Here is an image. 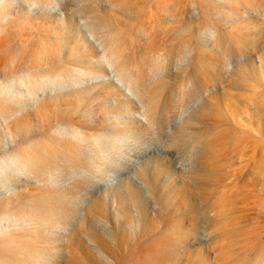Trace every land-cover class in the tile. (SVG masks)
<instances>
[{"label": "rangeland", "instance_id": "obj_1", "mask_svg": "<svg viewBox=\"0 0 264 264\" xmlns=\"http://www.w3.org/2000/svg\"><path fill=\"white\" fill-rule=\"evenodd\" d=\"M100 1L60 0L45 15L52 25L38 22L44 16L32 11L26 25L15 21L7 33L0 28V120L6 119L3 109L14 106L16 112L18 103L29 104L8 118L15 136L0 125V157L17 150L35 162L28 172L26 167L24 174L15 172L17 182H0V216L17 217L14 225L3 223L0 264H37L40 253L51 254L41 264H264V0H189V50L165 75L152 60L143 17L126 24L125 0ZM157 1L161 7L170 1L171 12L177 9V0ZM82 3L94 17L81 11ZM2 5L11 6L0 2V20L6 21ZM94 13L101 19L95 21ZM165 21L162 25L171 23ZM108 51L125 64L123 82L115 80L120 71L108 63ZM30 75L44 76V92H29L26 99L7 92L4 83ZM193 78L204 82L202 94L184 99ZM154 101L161 103L156 109L166 116L165 124L153 125L147 116ZM203 104L207 115L196 114ZM21 127L27 135L19 137ZM190 133L216 139L212 173L200 169L195 149L172 146L173 139ZM106 136L114 153L103 149ZM204 154L210 156L209 148Z\"/></svg>", "mask_w": 264, "mask_h": 264}, {"label": "bare ground", "instance_id": "obj_2", "mask_svg": "<svg viewBox=\"0 0 264 264\" xmlns=\"http://www.w3.org/2000/svg\"><path fill=\"white\" fill-rule=\"evenodd\" d=\"M69 1V3L71 2V0H68ZM73 1H75V0H73ZM83 1V0H82ZM94 1V0H93ZM96 1V0H95ZM102 1V0H101ZM100 1V2H101ZM112 0H110V2H111ZM129 1V2H128ZM165 1V0H164ZM172 1V0H171ZM188 1L189 0H177V2H175V3H177V5H174V6H177V9H174V8H172V9H174L175 11H173V12H171L172 10H171V8L169 7V4H170V1L166 4V6H165V2L163 3L164 4V8L166 7H169V9L170 10H167V11H170V12H166V10L164 11V13H162V12H160L159 11V9H160V7L162 6L161 4H160V2L159 1H157V0H125V2H127V6H125L124 7V9L120 6V8H122V10L124 11V12H126L127 14V17H126V24L128 23V22H130V21H134V22H136L137 20L139 21L142 17V19H143V22H142V19H141V22L142 23H145V25L147 26V29L149 30L148 31V35H149V37H150V35H151V45H149V46H151V47H149V49H150V51H152V53H153V55H155V57H153V55H152V53H151V55H152V57H153V59H152V57H151V59L152 60H158L159 61V63H157L158 65H157V67H158V70L160 71L161 69L164 71V75L166 74V73H169V72H171V69H170V67H171V64L173 63V61H174V59L177 57L180 61H184V59H186L185 57H186V55H187V53H188V48H187V45L188 44H190V43H187V40H188V38H187V35L189 34L188 33V30L187 29H189L188 27L186 28V26H185V24H186V20H188L186 17H187V13H188V9H189V3H188ZM0 2H7V4H9V6H11V9L10 8H8V6H4V5H2V7H4L3 9H4V11H2V14H3V17H5V19H6V21H1L0 20V28H3V27H6V29H7V31H6V33L8 32V28H10L11 26H13V22L15 23V21L16 22H18V25L19 26H21V25H23L22 23H24L25 25L27 24V22H28V18H32V16H29V14L32 12V11H41L40 13H41V15H43L44 17L41 19V21H38V22H40V23H44V24H47V25H52V20H50V19H48V17L47 16H49L50 14H52V12L54 11V9H55V7L60 3V0H0ZM90 2H92V1H90ZM99 2V1H98ZM119 2V1H118ZM118 2L116 3V4H118ZM162 2V1H161ZM75 3H77V2H75ZM84 3V2H83ZM82 3V8H80L81 6L79 5V6H77V8L79 7L80 9H81V11H82V9H83V11H85V12H87V14H88V11H90L89 9H85V8H83L84 6V4ZM86 3H87V0H86ZM112 3V2H111ZM114 3V2H113ZM112 3V4H113ZM120 3H122V1L120 2ZM174 3V2H173ZM78 4H80V3H78ZM88 4H89V1H88ZM88 4H85V5H88ZM91 4V3H90ZM89 4V5H90ZM96 4V3H95ZM98 4V3H97ZM124 4V5H125ZM170 6H171V4H170ZM99 7V6H98ZM163 7H161V8H163ZM165 8V9H166ZM79 9V10H80ZM191 9V8H190ZM161 11H163L162 9H160ZM82 11V12H83ZM94 11H96V10H94ZM80 12V11H79ZM91 12V14H92V11H90ZM96 13V12H95ZM94 13V14H95ZM97 13H99V12H97ZM83 14V13H82ZM85 14V13H84ZM90 14V15H91ZM45 15H47V16H45ZM97 14H95V16H96ZM92 16L94 17V15L92 14ZM86 17V16H85ZM97 18L95 19V21L98 19L99 20V18L101 17H99L98 18V16H96ZM189 17V16H188ZM87 18H88V15H87ZM185 18H186V20H185ZM101 19V18H100ZM103 19V18H102ZM57 20L59 21V20H61V18H57ZM90 20H92L91 18H90ZM165 20H169V21H171V23H169L168 25L167 24H164V25H162L163 23H162V21H164V23L166 22ZM93 21V20H92ZM91 21V22H92ZM102 21V20H101ZM101 21H97L98 23H100ZM199 21V20H198ZM60 22V21H59ZM106 22H107V20H106ZM168 22V21H167ZM188 22V21H187ZM196 22V21H195ZM96 23V22H95ZM101 23H103V22H101ZM100 23V24H101ZM133 23V22H132ZM136 23H138V22H136ZM203 23V22H202ZM93 24H94V21H93ZM97 24V23H96ZM100 24H97V25H95L96 26V30L98 31V29L101 27H99V25ZM109 24V23H108ZM188 24V23H187ZM200 24V23H199ZM198 24V25H199ZM101 25H103V24H101ZM110 25V24H109ZM138 25V24H137ZM141 25V24H140ZM144 25V26H145ZM192 25V24H191ZM130 26H133V25H130ZM200 26V25H199ZM93 28H95V27H93ZM104 28V27H103ZM106 28V27H105ZM104 28V29H105ZM128 28V27H127ZM134 28H136V27H134ZM146 28V27H145ZM202 28H204L203 26H202ZM202 28H201V31H202ZM122 29V28H121ZM132 29V27L130 28V30ZM196 29V28H195ZM111 30V29H110ZM117 30V29H116ZM127 31H128V29H126ZM133 30V29H132ZM138 30V29H137ZM141 30H143V32L144 31H146L145 29H143V28H141ZM190 30H191V27H190ZM189 30V31H190ZM193 30V29H192ZM112 31V30H111ZM138 31H140V29L138 30ZM137 31V32H138ZM200 31V32H201ZM37 33H38V30L36 31ZM142 32V31H141ZM147 32V31H146ZM146 32H145V35H146ZM191 32V31H190ZM194 32H196V30L194 31ZM5 33V32H4ZM112 33H116V32H112ZM120 33V32H119ZM150 33V34H149ZM192 33V32H191ZM129 34H131V33H129ZM138 34H139V32H138ZM144 34V33H143ZM0 35L1 36H3L2 35V33L0 32ZM5 35H7V34H5ZM4 35V36H5ZM38 35H40L39 33H38ZM112 35V34H111ZM116 35V34H115ZM114 35V36H115ZM192 35V34H191ZM197 35V34H196ZM0 36V37H1ZM113 36V37H114ZM120 36H122V35H120ZM195 36V35H194ZM200 36V35H199ZM199 36H198V38H199ZM119 38V37H118ZM117 38V39H118ZM146 38V37H145ZM121 39V38H120ZM191 39V38H190ZM197 39V38H196ZM121 41H122V39H121ZM189 41V40H188ZM136 42V41H135ZM189 42H191V41H189ZM196 42H197V40H196ZM117 43H119V45L118 46H120V42H118V40H117ZM124 43V42H123ZM123 43H121V44H123ZM146 43H147V41H146ZM140 44V43H139ZM197 44V43H196ZM115 46V45H114ZM113 46V47H114ZM139 46V45H138ZM175 46H177V48H178V52H177V49H176V51L173 49ZM112 47V48H113ZM125 47V46H124ZM124 47H122L121 48V50L123 49L124 50ZM143 47H144V45H143ZM148 47L146 48V50H148ZM189 47V46H188ZM112 48L110 49V51L112 50ZM126 48V47H125ZM135 48V47H134ZM114 49V51H116L115 50V48H113ZM117 49H120V48H117ZM137 49H138V47H137ZM145 49V48H144ZM144 49H142V50H144ZM191 49V48H190ZM92 50V49H91ZM90 50V51H91ZM120 50V51H121ZM126 50H127V48H126ZM139 50V49H138ZM146 50L144 51L146 54H147V52H146ZM113 51V52H114ZM119 51V52H120ZM125 51V50H124ZM128 51V50H127ZM126 51V52H127ZM135 51V50H134ZM141 51V50H140ZM88 52V51H87ZM94 52H96V51H93V53ZM104 52H106V51H104ZM103 52V53H104ZM113 52H111V53H109V51H108V53L110 54V56H108V59H107V61H108V63L111 65V67L114 65L115 67H112V69L113 68H115V70H117L118 69V71H120V73H118V75L117 76H114V74H113V76L115 77V80H116V82H123V80H124V78H125V64L121 61V63H117L116 61H117V59H115V57L113 56L114 55V53ZM123 52V51H122ZM122 52H120L121 54H119V55H122ZM143 51H142V54H144V55H146L145 53H144ZM92 53V52H91ZM129 53V52H128ZM141 53V52H140ZM149 53V52H148ZM192 53V52H191ZM95 54H97V53H94L93 55H95ZM124 54V53H123ZM127 54V53H126ZM138 54V53H137ZM91 55V54H90ZM103 55V54H102ZM101 55V56H102ZM190 55H192V54H190ZM194 55V54H193ZM127 56V55H126ZM88 57V56H87ZM92 57V56H91ZM104 57V56H103ZM118 57V56H117ZM116 57V58H117ZM142 57H146V56H142ZM148 57H150V54H149V56ZM190 57H192V56H190ZM90 58V57H89ZM98 58H99V56H98ZM119 58V57H118ZM120 58H121V56H120ZM129 58V57H128ZM91 59V58H90ZM94 59V58H93ZM95 59H97L96 57H95ZM100 59H102V57H100ZM100 59H97V60H100ZM121 59H124L123 57L121 58ZM127 59V58H126ZM144 59V58H143ZM141 60V61H143L144 63L146 62V61H144V60ZM148 59V58H147ZM146 59V60H147ZM105 60H106V58L103 60L104 62H105ZM118 60H120V59H118ZM148 60H150V58L148 59ZM77 61V60H76ZM101 61V60H100ZM106 61V62H107ZM124 61V60H123ZM151 61V60H150ZM87 62H89V61H87ZM95 62H97V61H95ZM127 62H128V64H130L131 63V60H130V63H129V59H127ZM126 62V63H127ZM155 62V61H154ZM22 62H20V64H21ZM84 63V62H83ZM99 63V62H98ZM100 63H103L102 61L100 62ZM117 63V65H115ZM156 63V62H155ZM211 63V62H210ZM214 63V62H213ZM142 64V63H141ZM151 64V63H150ZM154 64V63H153ZM209 64V63H208ZM103 65H105V63L103 64ZM173 65V64H172ZM205 65H207V64H205ZM211 65V64H210ZM135 66V65H134ZM219 66V65H218ZM106 67H107V65H106ZM144 67V69H142V70H146L147 68L149 69V67H145V66H143ZM212 67V66H211ZM210 67V68H211ZM142 68V67H141ZM146 68V69H145ZM151 68V67H150ZM173 68V67H172ZM203 68H205V67H203ZM217 67H215V65L212 67V69H216ZM91 69H93V68H91ZM107 69V68H106ZM109 69V68H108ZM139 69V68H138ZM152 69H153V67H152ZM218 69H220V66L217 68V70ZM94 70H96V67H95V69ZM99 70V69H98ZM137 70V69H136ZM151 70V69H150ZM150 70H147V71H149L148 73H150ZM154 70V69H153ZM217 70H214V71H217ZM100 71H102V70H100ZM105 71V70H104ZM128 71V70H127ZM139 71H140V69H139ZM152 71V70H151ZM179 71V70H178ZM193 72H194V70H192ZM202 71V70H201ZM205 71V70H204ZM207 72L206 73H210V71L211 72H213V70H210L209 71V69H207L206 70ZM93 72V71H92ZM96 72H97V70H96ZM99 72V71H98ZM111 71H109V72H107V73H110ZM131 72V71H130ZM134 72V71H133ZM143 72V71H142ZM162 72V71H161ZM174 72V71H173ZM219 72V71H218ZM88 73H90V72H88ZM102 74H103V72H101ZM100 73V75H102ZM116 73V72H115ZM140 73V72H139ZM138 73V74H139ZM143 73H146V72H143ZM154 73V72H153ZM156 73V72H155ZM160 73V72H159ZM178 74H179V72H177ZM188 73V75H189V73L190 72H187ZM192 73V72H191ZM191 73H190V75H191ZM203 73V72H202ZM205 73V72H204ZM203 73V74H204ZM219 73H221V72H219ZM152 74V73H151ZM157 74V73H156ZM193 74V73H192ZM199 74V73H198ZM198 74H197V77H198ZM208 74H206L205 76H208ZM104 75V74H103ZM112 75V73L110 74V76ZM129 75V74H128ZM142 75V74H141ZM144 75V74H143ZM142 75V76H143ZM150 75V74H149ZM162 75V74H161ZM189 75V77H191ZM211 75V74H210ZM209 75V76H210ZM213 75V74H212ZM214 75H217V73L216 74H214ZM50 76V75H49ZM69 76H71V74H69ZM74 76V75H73ZM77 75H75V77H76ZM106 76V75H105ZM147 76V75H146ZM153 75H151V77H152ZM154 76H155V78L156 77H160V75L159 76H156L155 74H154ZM153 76V77H154ZM179 76V75H178ZM196 76V73L194 74V76L193 77H195ZM202 75H200V77H201ZM84 77V76H83ZM83 77H82V80H83ZM200 77H198V78H200ZM211 77V76H210ZM219 77V76H218ZM218 77H217V79H218ZM34 78H35V80H32L31 79V75L30 76H21L20 77V80H17V81H15L16 79H13L10 83H4V85H5V88H6V90H7V92L10 94H13V96H14V98L15 97H18V96H21V97H24L25 99H26V97L28 96V93L29 92H31L33 95H37L39 92H40V90H42V89H45L46 87H45V85H44V82H43V80H44V76L42 75V76H40L39 77V75H34ZM47 78V77H46ZM60 78V77H59ZM137 78H139V77H137ZM144 78V77H143ZM142 78V79H143ZM150 78V77H149ZM192 78V77H191ZM206 78V77H205ZM58 78H56V80H57ZM68 78H66V80H67ZM74 79V78H73ZM76 79H78V78H76ZM75 79V80H76ZM79 79H81L80 77H79ZM78 79V80H79ZM141 79V80H142ZM152 79V78H151ZM212 79H214L213 77H212ZM56 80H54V81H56ZM82 80H80V81H82ZM129 80V79H128ZM131 80V82L133 83V85H132V87L133 86H135L136 87V81L135 80H132V79H130ZM140 80V81H141ZM150 80V79H149ZM155 80V79H154ZM205 80V79H204ZM203 80V81H204ZM139 81V80H138ZM143 81H144V79H143ZM145 81H146V79H145ZM148 81V80H147ZM191 81H192V84H193V86H192V88H191V90H189L190 92L188 93V94H186V93H184L183 95L185 96V98L184 97H182V98H184V99H189V98H191V99H193V98H195V97H197V98H199L200 97V95L202 94V92H201V88L203 87V83H202V81L200 80V79H191ZM191 81H189L190 83H191ZM58 82V81H57ZM70 82V81H69ZM69 82L67 81V83H68V85H70L69 84ZM71 82H72V80H71ZM74 82V81H73ZM76 82V81H75ZM75 82L73 83L74 85H75ZM125 82V81H124ZM206 82V81H205ZM77 83V82H76ZM56 84V83H55ZM73 84H71V85H73ZM144 84V83H143ZM139 85H140V83H139ZM141 85H142V83H141ZM146 85V84H145ZM238 85V84H237ZM124 86H127V85H124ZM132 87L130 86V87H127L126 89H128L127 91L128 92H130L131 90H132ZM175 87V86H174ZM142 88V87H141ZM167 88V87H166ZM165 88V89H166ZM138 89V88H137ZM171 89V88H170ZM169 89V90H170ZM176 89V88H175ZM174 89V90H175ZM130 90V91H129ZM139 90V89H138ZM141 90V89H140ZM139 90V91H140ZM168 90V89H167ZM172 90V89H171ZM43 91V90H42ZM41 91V92H42ZM136 91V90H135ZM44 92V91H43ZM133 92V91H132ZM164 92V91H163ZM170 92V91H169ZM168 92V93H169ZM186 92H188L187 90H186ZM137 92H135L134 94H136ZM141 93V92H140ZM139 93V94H140ZM138 94V93H137ZM40 95V94H39ZM158 95V94H157ZM170 95V94H169ZM173 95V94H172ZM136 96V95H135ZM150 96H153V95H149V97ZM166 96V95H165ZM180 96V95H179ZM178 96V97H179ZM203 96V95H202ZM20 97V98H21ZM181 97V96H180ZM251 97L252 96H250V99H251ZM19 98V97H18ZM157 97H155V99H156ZM164 98H167V97H164ZM253 99L252 100H256L255 99V96L254 97H252ZM154 99V98H153ZM172 99H174L173 97H172ZM15 100V99H14ZM20 100V99H19ZM19 100H17L16 99V101L18 102ZM21 100H23V98L21 99ZM144 100V99H143ZM150 100H151V97H150ZM156 100H158V99H156ZM159 100H160V98H159ZM158 100V101H159ZM181 100V99H180ZM183 100V99H182ZM165 101V100H164ZM164 101L162 102V104L164 103ZM167 101V100H166ZM184 101V100H183ZM189 101V100H188ZM261 101V100H260ZM260 101H258V102H260ZM19 102H21V101H19ZM147 102V100L145 101L144 100V103H146ZM178 102H179V100H178ZM181 102V101H180ZM263 102V101H262ZM155 103V104H154ZM154 103H150L149 102V105H148V114H147V116L149 115V120L151 121V123L153 124V125H155V124H161V123H163V122H165V120H166V116H161L160 115V113L158 112V109H156L157 108V105L158 104H156V101H154ZM166 103V102H165ZM185 103V102H184ZM183 103V104H184ZM201 103V102H200ZM203 103V102H202ZM256 103H257V100H256ZM13 104H15V103H12V105ZM161 104V103H160ZM159 104V105H160ZM171 104V103H170ZM182 104V103H181ZM180 104V105H181ZM187 104H189V103H187ZM204 104H206V101H204ZM203 104V107H200V108H198V110H197V113L196 114H199V115H202V116H205V115H207V113L204 111V107H206V105H204ZM158 105V106H159ZM18 109H17V111L15 112L14 111V109H15V107L13 106H10L9 107V109L8 110H6V109H3L2 111V116L4 117V118H6V119H4L3 121H1L0 120V125L1 124H4V129H5V131H7V130H11L12 132H13V128L11 127L13 124V121L14 120H10V119H8V118H10V117H13V116H15L16 114H19V113H21L22 111H24L25 109H27V107L29 106V104H21V103H18ZM145 106H146V104H145ZM162 106H164V105H162ZM166 106V105H165ZM185 106V105H184ZM262 105L260 104V106H259V104H258V108L259 107H261ZM168 107V106H167ZM166 107V108H167ZM263 107V106H262ZM262 107H261V109H262ZM14 108V109H13ZM165 108V107H164ZM165 108V109H166ZM264 108V107H263ZM159 109H161V108H159ZM171 109V108H170ZM260 109V108H259ZM162 110V109H161ZM128 111V110H127ZM168 111V110H167ZM196 111V110H195ZM260 111H263V110H260ZM146 112H147V110H146ZM162 112V111H161ZM118 113V112H117ZM166 113V112H165ZM165 113H163L164 115H165ZM168 114V113H167ZM169 115V114H168ZM167 115V116H168ZM122 116V115H121ZM167 119H168V117H167ZM17 124H20V122H18ZM163 124H165V123H163ZM162 124V125H163ZM216 124V123H215ZM152 126V125H151ZM157 126V125H156ZM184 126V125H183ZM218 126V125H217ZM217 126L215 125V129L217 128ZM158 127V126H157ZM162 127V126H161ZM212 127H213V125H212ZM212 127H210V128H212ZM209 128V127H208ZM214 128V127H213ZM24 128H20L19 130H18V133H19V137H21V136H25V135H27V130H23ZM160 129V128H159ZM181 129H183V128H180V130ZM214 129V130H215ZM218 129V128H217ZM184 130V129H183ZM182 130V131H183ZM185 130H187V129H185ZM184 130V131H185ZM211 130V129H210ZM210 130H208V131H210ZM188 131H190V130H188ZM213 131V130H212ZM212 131H211V133L210 134H212ZM216 131V130H215ZM214 131V132H215ZM191 132V131H190ZM199 132V131H198ZM203 132V131H202ZM206 132V131H205ZM204 132V133H205ZM213 132V133H214ZM216 132H218V131H216ZM14 133V132H13ZM182 133V132H181ZM194 133V131H192V134ZM206 133H209V132H206ZM222 133V132H221ZM191 133L190 134H184L182 137V139H173V145L172 146H177V147H179L180 148V150H181V148L184 150V149H195L196 150V152L194 153V155H197V159L200 161V165H201V167H200V169H202V171L204 172V173H207V174H210V173H212L213 171H215V168H216V160L214 161V156H215V146H216V144H217V141H216V139H213L212 137V139L210 138V140H204V139H202L201 138V136L203 137L204 135H202L201 134V136L200 135H197V136H195V135H192ZM220 134V133H219ZM218 134V135H219ZM16 135V133H14L13 134V136H15ZM122 136V135H121ZM120 136V137H121ZM124 136V135H123ZM207 136H209V135H207ZM211 136V135H210ZM18 137V136H17ZM17 137L15 138V139H17ZM105 137V136H104ZM107 137V136H106ZM180 137H181V134H180ZM101 138H102V136L100 137V140H101ZM118 138V137H117ZM117 138H115L116 140H117ZM122 138V137H121ZM178 138H179V136H178ZM216 138H217V136H216ZM103 139V138H102ZM105 139V138H104ZM103 139V140H104ZM106 139H108V137L106 138ZM114 139V138H113ZM206 139H207V137H206ZM2 140H3V133H2V131H0V147L2 146ZM98 140V139H97ZM115 140V141H116ZM107 141V143L106 144H104L105 143V141L102 143V144H104V145H106L105 146V148L103 147V149L104 150H106L107 151V153L109 154V148H111V147H109L110 146V143H111V137H109V139L108 140H106ZM121 141V140H120ZM124 140L122 139V142H123ZM97 142V141H96ZM114 142V141H113ZM115 144H117V143H115ZM114 144V145H115ZM123 144V143H122ZM99 145H101V144H99ZM117 145H120L119 144V142H118V144ZM116 145V146H117ZM124 145V144H123ZM115 146V147H116ZM120 146H122V145H120ZM100 147H102V146H100ZM113 147V146H112ZM117 148V147H116ZM124 148V147H123ZM206 148H209V150H210V156H207V155H205L204 154V152H205V149ZM101 149V148H100ZM115 149V148H114ZM117 150V149H116ZM123 150V149H122ZM110 151H112V150H110ZM117 151H120V149L119 150H117ZM187 151V150H186ZM113 152V151H112ZM122 152V151H121ZM101 153V152H100ZM114 153V152H113ZM116 153V152H115ZM120 153V152H119ZM190 153V152H189ZM192 153V152H191ZM187 154V153H186ZM105 155H106V153H105ZM111 155V154H110ZM109 155V156H110ZM24 156H25V154H23V153H20V152H17V150H13L12 152H10L9 154H7V155H5V156H3V157H0V182H5L8 178L11 180V181H14V182H17V180H18V178H17V176L15 175V172L16 171H20L21 172V174H24L25 173V171H23L22 169L24 168V167H26V172H28V170L29 169H31L30 168V166H32L35 162L34 161H32L31 159H30V157H28V158H24ZM92 156V155H91ZM107 156V155H106ZM108 156V157H109ZM111 156H114V155H111ZM95 158H96V156H94ZM115 157V156H114ZM216 157V156H215ZM88 158V157H87ZM87 158H85V159H87ZM92 158V157H91ZM104 158H105V156H104ZM99 159V158H98ZM109 159H111V160H114V159H112V158H109ZM195 159V158H194ZM102 160H105V159H102ZM196 161L197 163L199 162V161ZM80 161H82V160H80ZM88 161H90V159H88ZM93 161V160H92ZM95 161V160H94ZM94 161H93V163H94ZM96 161H97V159H96ZM99 161V160H98ZM106 161V160H105ZM105 161H104V166H108V164L107 163H105ZM119 162L118 160H115V161H113V162ZM74 162V161H73ZM83 162V161H82ZM91 162V161H90ZM106 162H108V161H106ZM110 162V161H109ZM88 163V162H87ZM96 163V162H95ZM99 163H101V162H99ZM111 163V162H110ZM90 164V163H89ZM102 164H103V162L101 163V165L100 166H102ZM107 164V165H106ZM113 164V163H112ZM199 164V163H198ZM81 165V164H80ZM79 165V166H80ZM98 165V166H99ZM111 165V164H110ZM110 165L108 166V167H110ZM78 166V165H77ZM77 166H75V167H77ZM84 166V165H83ZM93 166V165H92ZM99 166V167H100ZM74 167V168H75ZM99 167H97V169L99 168ZM107 167V168H108ZM85 168V167H84ZM96 168V167H95ZM104 168V167H103ZM106 168V167H105ZM28 169V170H27ZM81 169H83L82 167L80 168V170ZM84 170V169H83ZM87 170V169H86ZM100 170H102V169H100ZM99 170V171H100ZM85 171V170H84ZM88 171H90V170H88ZM88 171H87V173H88ZM92 172V171H91ZM95 172H97V170L95 171ZM101 172V171H100ZM104 172V171H103ZM85 173V172H84ZM87 173H85V174H87ZM80 174V173H79ZM89 174V173H88ZM93 175V174H92ZM82 176V175H81ZM87 176H89V175H86V177ZM79 177H80V175H79ZM84 177V176H83ZM83 177H82V179H83ZM208 177H210V176H208ZM90 178V177H89ZM89 178H87V179H89ZM212 177H210V179H211ZM86 178H85V180H87ZM154 179V178H153ZM199 179V178H198ZM197 179V180H198ZM201 179V178H200ZM209 179V180H210ZM90 180V179H89ZM202 180V179H201ZM201 180H200V182H201ZM204 181L202 180V183H203ZM106 183H108V181L106 182ZM80 187V186H79ZM77 191V190H76ZM75 191V192H76ZM76 204V203H75ZM73 208L75 207V206H72ZM77 208H78V206H77ZM0 210H1V208H0ZM73 211V210H72ZM192 211V210H191ZM194 211V210H193ZM70 211H68V213H69ZM74 212L76 213V210H74ZM186 212V211H185ZM190 212V211H189ZM188 212V213H189ZM57 213V212H56ZM59 213V212H58ZM191 213V212H190ZM189 213V214H190ZM60 214V213H59ZM184 214V213H183ZM187 214V213H186ZM65 215V214H64ZM55 216L56 217H59V216H57L56 214H55ZM66 216V215H65ZM183 216V218H184V216L185 215H182ZM60 217H62L63 218V216H60ZM67 217V216H66ZM187 217V216H186ZM196 217V216H195ZM198 217V216H197ZM52 218H53V216H52ZM51 218V219H52ZM69 218V217H68ZM188 218V217H187ZM194 218V216L192 217V219ZM57 219V218H56ZM55 219V220H56ZM71 219V218H70ZM14 220H17V217L16 218H14V216H13V214H11V212H9L8 214H6V215H2V216H0V234L1 235H3L4 233L2 232L3 231V227H4V225H3V223H5V225L7 226V225H14L15 224V222H14ZM25 219H20L19 221L20 222H23ZM59 220V219H58ZM60 220H62V219H60ZM59 220V221H60ZM65 219H63L62 221H64ZM68 220V219H67ZM67 220H65V222H67ZM191 220V219H190ZM195 220V219H194ZM198 220H200L199 218H198ZM52 221V220H51ZM61 221V222H62ZM9 222H11V224L9 223ZM57 222V221H56ZM65 222H64V224H65ZM199 223H200V221H198ZM53 223V222H52ZM194 222L192 221V224H193ZM22 224V223H21ZM49 224V223H48ZM62 224V223H61ZM43 225H45V226H47V221L45 220L44 222H43ZM51 225V224H50ZM54 225V224H53ZM57 225L59 226V222L57 223ZM56 226V225H55ZM196 226V225H195ZM194 226V227H195ZM198 226V225H197ZM49 228H51L50 226H49ZM194 229V228H193ZM197 229H198V227H197ZM57 235V234H56ZM34 247H32V249H33ZM133 248V247H132ZM136 248V247H135ZM134 248V249H135ZM153 248V247H152ZM157 248V247H156ZM133 249V250H134ZM34 250V249H33ZM138 250V249H137ZM149 250V249H148ZM149 251H151V250H149ZM131 252V251H130ZM162 252V251H161ZM148 253V252H147ZM51 255V254H50ZM50 255L49 256H47L45 253L44 254H42V253H40L39 254V257L37 258V259H39V263H37V264H41L42 263V261H45V260H47V259H49L50 258ZM55 255V253L53 254V256ZM34 256V255H33ZM166 257V256H165ZM120 259V258H119Z\"/></svg>", "mask_w": 264, "mask_h": 264}]
</instances>
